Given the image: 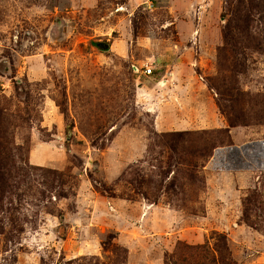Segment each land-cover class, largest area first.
Instances as JSON below:
<instances>
[{
  "label": "rangeland",
  "instance_id": "374dc122",
  "mask_svg": "<svg viewBox=\"0 0 264 264\" xmlns=\"http://www.w3.org/2000/svg\"><path fill=\"white\" fill-rule=\"evenodd\" d=\"M0 264H264V0H0Z\"/></svg>",
  "mask_w": 264,
  "mask_h": 264
},
{
  "label": "built area",
  "instance_id": "2783aa9c",
  "mask_svg": "<svg viewBox=\"0 0 264 264\" xmlns=\"http://www.w3.org/2000/svg\"><path fill=\"white\" fill-rule=\"evenodd\" d=\"M142 70L146 75H150L153 73V68L149 64H145Z\"/></svg>",
  "mask_w": 264,
  "mask_h": 264
},
{
  "label": "trees",
  "instance_id": "16d2710c",
  "mask_svg": "<svg viewBox=\"0 0 264 264\" xmlns=\"http://www.w3.org/2000/svg\"><path fill=\"white\" fill-rule=\"evenodd\" d=\"M97 45L100 46L101 48H104V47L102 46V43H98ZM104 49H107V46H106Z\"/></svg>",
  "mask_w": 264,
  "mask_h": 264
}]
</instances>
